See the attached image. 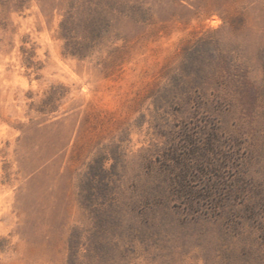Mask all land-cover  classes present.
Returning a JSON list of instances; mask_svg holds the SVG:
<instances>
[{
	"label": "rangeland",
	"instance_id": "374dc122",
	"mask_svg": "<svg viewBox=\"0 0 264 264\" xmlns=\"http://www.w3.org/2000/svg\"><path fill=\"white\" fill-rule=\"evenodd\" d=\"M0 264H264V0H0Z\"/></svg>",
	"mask_w": 264,
	"mask_h": 264
}]
</instances>
